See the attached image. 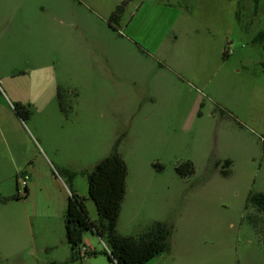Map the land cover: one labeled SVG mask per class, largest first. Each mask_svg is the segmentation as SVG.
Here are the masks:
<instances>
[{
	"label": "crops",
	"instance_id": "obj_1",
	"mask_svg": "<svg viewBox=\"0 0 264 264\" xmlns=\"http://www.w3.org/2000/svg\"><path fill=\"white\" fill-rule=\"evenodd\" d=\"M133 2L118 0L106 15L88 17L77 8L74 12L56 15L49 3L0 0V197L12 196L17 190L21 195L23 190L18 189L17 177L23 172L29 177L24 198L0 201V205L17 204L11 206L20 210L15 233L22 243L34 242L38 232L49 228L50 245L67 244L70 258L64 228L70 188L60 172L68 170L75 174L72 188L86 198L89 217L95 220L97 210L89 196L86 172L110 154L123 132L125 136L118 152L128 165V175L117 233L136 235L151 221H168L184 206L183 187L165 183L175 180L187 183L190 177L177 175L172 181H166L161 173L131 175L132 164L142 163L156 170V162L146 160L134 150L133 144L128 145L133 149L128 151L127 144L136 135H142L144 140L160 145L167 131L188 130L202 115L200 109L204 102L196 97L186 116L181 117L180 112L169 117L167 100L177 94L181 85L188 87L179 66V35L175 31L179 18H175L167 33L151 49L136 34L124 32L129 17L137 11ZM170 5H176L174 9L188 8L182 0ZM81 6L86 5L80 3L78 8ZM205 79H208V69ZM104 83L112 87L111 95L106 97L124 105L106 112L84 109L85 87ZM58 86L67 88L71 95L67 114L58 105ZM14 103L33 108L28 122L19 118ZM8 157L14 161L10 170ZM226 160L230 161L231 172L232 158L226 156ZM79 175L86 180V185L78 182ZM37 189L47 203L44 215L30 202ZM99 244L104 248L96 234L84 235L83 245L89 252L101 250ZM199 246L192 238L179 247L171 243L168 252L146 264L198 263ZM202 253L206 264L209 259L213 263V255L204 249ZM97 254L93 256L102 255ZM54 263L53 260L50 264ZM202 264H205L203 260Z\"/></svg>",
	"mask_w": 264,
	"mask_h": 264
},
{
	"label": "rangeland",
	"instance_id": "obj_2",
	"mask_svg": "<svg viewBox=\"0 0 264 264\" xmlns=\"http://www.w3.org/2000/svg\"><path fill=\"white\" fill-rule=\"evenodd\" d=\"M35 1L49 3L56 15L77 8L89 17L106 15L118 0ZM177 1L181 0H134L137 11L129 17L124 32L136 34L153 49L175 18H179L175 23L179 66L188 87L181 85L177 94L167 100L166 111L169 117L180 112L184 117L194 99L200 97L204 102L202 115L188 130L167 131L160 145L144 140L142 135L130 140L128 151L133 150L128 147L133 144L134 150L146 160L164 166L162 171H156L142 163L132 164L131 175L161 173L166 181H172L177 176L175 166L192 161L195 174L187 183L178 180L165 183L184 189V206L168 220L174 227L171 243L179 247L188 239L197 240L198 263L192 264H202V260L206 264V259L201 258L205 257L203 249L213 255V263L209 259V264H264V248L260 243L264 233H256L244 218L246 212L254 213L250 207L245 209L247 196L264 193V71L260 66L264 61V39L254 41L264 30V0L257 7L253 0H182L188 8L174 9ZM80 3L86 6L78 8ZM237 9L245 30L235 18ZM226 47L231 53L225 57ZM207 69L208 79L204 80ZM111 91V85L105 83L86 86L84 109L106 112L124 105L106 97ZM226 156L232 158L228 176L220 172ZM13 162L8 157L9 170ZM78 182L86 185L80 175ZM18 189L23 190L20 186ZM30 202L43 215L47 212V203L38 189ZM9 205H0V264H50L53 260L54 264H110L100 254L101 244V250L97 251L101 256L71 262L67 244L50 245L49 228L38 232L34 242L22 243L15 233L20 210L11 206L17 204Z\"/></svg>",
	"mask_w": 264,
	"mask_h": 264
},
{
	"label": "trees",
	"instance_id": "obj_3",
	"mask_svg": "<svg viewBox=\"0 0 264 264\" xmlns=\"http://www.w3.org/2000/svg\"><path fill=\"white\" fill-rule=\"evenodd\" d=\"M260 0H253L257 7ZM235 18L239 26L244 29L240 10L235 11ZM245 30V29H244ZM264 39V30L260 31L254 41ZM223 55L226 57L225 50ZM264 71V61L260 63ZM77 95V93H74ZM56 97L60 110L67 114L71 108L69 91L62 86L57 87ZM15 111L21 119L27 120L33 112L30 105L20 103L13 104ZM222 110V114H224ZM200 113V112H199ZM125 133H121L114 142L109 155L98 161L95 166L86 172L88 191L90 198L94 201L97 218L92 220L86 208V198L77 194L72 188L75 174L68 170H62L60 176L70 188L67 207L64 214L65 237L70 246V261H82L80 247L83 245V237L87 233L96 234L104 244L100 254L104 255L111 264H146L154 257H157L170 250L171 237L174 227L168 221L154 220L149 222L143 231L136 235L121 236L117 233L118 217L121 204L126 193V178L128 165L125 159L118 152V145ZM230 161L221 164L220 172L224 176L230 174ZM157 171H162L164 166L156 163ZM175 172L180 177H191L195 174V167L192 161L186 160L175 166ZM27 195L26 186L23 193H17L9 197H0L1 202L18 200ZM252 208L254 213H245V220L256 233H264V193L253 192L247 196L245 209ZM264 248V238L260 239ZM90 251L88 255H96Z\"/></svg>",
	"mask_w": 264,
	"mask_h": 264
},
{
	"label": "built area",
	"instance_id": "obj_4",
	"mask_svg": "<svg viewBox=\"0 0 264 264\" xmlns=\"http://www.w3.org/2000/svg\"><path fill=\"white\" fill-rule=\"evenodd\" d=\"M225 52L228 55L231 53V50L229 49V47L225 48ZM28 178L29 177H28V175L25 172L20 173V175H18V177H17V185L20 186L23 189L26 186ZM88 253H89L88 249L84 245H82L80 247V256L85 258V256L88 255Z\"/></svg>",
	"mask_w": 264,
	"mask_h": 264
}]
</instances>
